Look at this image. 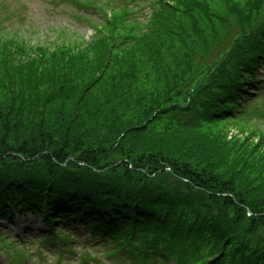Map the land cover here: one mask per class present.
Returning <instances> with one entry per match:
<instances>
[{"label": "trees", "instance_id": "16d2710c", "mask_svg": "<svg viewBox=\"0 0 264 264\" xmlns=\"http://www.w3.org/2000/svg\"><path fill=\"white\" fill-rule=\"evenodd\" d=\"M262 1L256 0L253 8L259 9ZM250 20L248 13L245 22ZM250 30L228 52L227 61L233 58L234 63L215 66L221 81L228 74L229 82L207 78L209 87L195 92L196 85L188 89L187 82L168 72L158 73L148 90L138 85L134 73L123 72L121 63L114 77L106 75L111 52L33 51L22 39L0 36V212L7 215L30 208L22 206L28 204L39 205L31 209L47 219L65 212L68 218L72 212L71 222L84 223L94 239L121 245L130 264H170L171 259L176 264H264V226L251 221L243 207L248 203L256 216H264L253 205H262L257 196L264 192V173L251 172L244 145L229 146L231 140L206 126L225 120L221 109L227 111L245 85L246 73L254 76L264 56V23L254 33ZM156 46L152 35L130 51L150 56ZM92 98V106L83 109L82 102ZM82 115L88 124L78 123V131L57 125L65 119L81 122ZM163 118L168 124L155 126ZM31 129L42 130L43 136L33 137ZM48 129L61 137L49 139ZM18 132L25 133L18 137ZM68 134L83 139L70 140ZM114 148L129 152L122 155ZM106 152L111 161L102 157ZM69 157L73 159L63 166ZM175 158L203 163V177L192 176L191 182L185 176L190 173L175 167ZM16 163L24 171L8 189L2 176L16 171L6 168ZM223 194L239 198L232 216L229 208L235 201Z\"/></svg>", "mask_w": 264, "mask_h": 264}, {"label": "rangeland", "instance_id": "374dc122", "mask_svg": "<svg viewBox=\"0 0 264 264\" xmlns=\"http://www.w3.org/2000/svg\"><path fill=\"white\" fill-rule=\"evenodd\" d=\"M77 1L89 8L81 7L73 1L67 4L56 2V0H0V34L13 38L19 37L33 51H36L37 48H43L56 49L59 52L66 48L73 52L84 49L87 53L93 55H107L111 52L113 59L106 65L109 66V68H106L108 69L106 75L114 77L113 74L118 70L121 63L123 72L134 73L138 78V85L142 86L144 84L148 90H151L155 85L158 73L168 72L180 78L182 83L187 82L186 87L188 89L196 85L195 88L191 89L193 91L200 87L207 89L209 86L204 81L207 78L211 83L217 80L223 83L229 82L230 77L228 74L225 80L221 81L222 76H217L218 72L215 66L222 61L229 62L230 65L233 64V58L227 61L231 56V53L228 54V52L231 51L233 46L240 45L248 37L249 26H251L250 33L252 34L255 29L264 23V0L261 2L262 6L259 9L253 8L256 0ZM6 13L9 14L10 20L6 18ZM248 13L251 15L250 23L245 22ZM165 24L169 25V30L164 28ZM160 30L162 32L158 33ZM152 35L157 39V46L156 48H150V56H141L130 51L141 38L144 39ZM87 49L91 50L87 51ZM132 65L133 68L130 69L129 66ZM194 95L192 96L194 97ZM79 98L69 99L66 102L70 104L76 102ZM91 100L94 99H86L82 102L83 109L92 106ZM186 101H188V98ZM67 111L68 109H65L64 112ZM85 118L86 116L82 115L81 122L70 124L69 120L65 119L62 123L57 122V125H60V129L68 127L71 130L78 131V123H86ZM167 120L163 118L155 126L167 125ZM38 121L39 118H36L34 123ZM206 126L212 129L213 135L226 136L228 140H231L229 146H232L233 143H237L236 146L244 145V153L252 164L251 168L253 169L250 168L251 172L254 174L264 173V116L259 117L257 120L254 118L252 120H224L217 123H208ZM99 127L97 126L96 129ZM34 129L39 128L35 126ZM42 132V130L33 131L31 129L29 134L33 137H40L43 136ZM24 133L18 132L17 136L19 137L20 134ZM47 133L45 136L51 140L55 137H61L54 130H49ZM101 133L104 134L105 132ZM67 138L70 140L83 139L81 135L71 134H68ZM114 149H117V152L122 155L129 152L128 148L123 150ZM75 150L93 153V151L79 150V148ZM107 152L105 153L107 155L104 154L102 157L111 161L108 155L110 152ZM157 155L164 156L163 153ZM134 156L137 158L143 157V155ZM142 159H149V157L146 156ZM175 159V167L177 166L190 173V176H185L190 177L188 179H191V182H195L193 177H203L202 173L205 171L203 163H198L194 159ZM139 163H143V161ZM6 168H15L14 170H16L6 171L8 173L2 176L6 188L10 189L24 170L22 169L23 165L17 163L15 167L6 166ZM52 168H54L53 171H66V167ZM9 172L11 173L9 174ZM12 173L18 175H11ZM213 173L218 172L214 171ZM49 174L58 175L57 173ZM180 177L182 176L176 175L177 181H180L178 179ZM10 178L12 180H8ZM81 178L88 180L86 177ZM22 187L26 189L25 185ZM222 196L224 198L231 197L235 201V204L229 208V215L232 216L239 198L234 195L224 196L223 194ZM257 197V203L262 205H253L260 211H264V192ZM247 204L243 206L246 207L247 217L251 221L255 220L264 226V221H260L264 220V216H256L257 213L253 212ZM12 226L14 227L13 232H11L12 237L19 239L18 244L20 246L22 243L31 242L32 240L35 241V244H39L37 241L41 236L38 229L40 226L38 217L31 215L24 218L16 217ZM24 227L28 228L25 230L28 235L27 240L22 237ZM38 244L36 247H38ZM53 247H56V245H53ZM51 248L52 246L39 249L32 246L27 250L30 257L25 264H56L59 249L51 250ZM78 249L84 251L83 247ZM87 250L92 256L96 255L100 259L106 257L104 253L96 252L94 248H87ZM1 254L0 264H10L1 259ZM89 261L90 259L85 262L83 254L79 252L75 256H71L70 259L65 260L63 264H88Z\"/></svg>", "mask_w": 264, "mask_h": 264}, {"label": "water", "instance_id": "95a60500", "mask_svg": "<svg viewBox=\"0 0 264 264\" xmlns=\"http://www.w3.org/2000/svg\"><path fill=\"white\" fill-rule=\"evenodd\" d=\"M21 157V156H20Z\"/></svg>", "mask_w": 264, "mask_h": 264}]
</instances>
